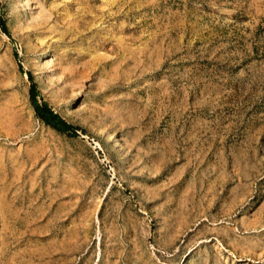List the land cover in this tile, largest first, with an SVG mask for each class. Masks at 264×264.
Returning <instances> with one entry per match:
<instances>
[{
	"label": "rangeland",
	"instance_id": "obj_1",
	"mask_svg": "<svg viewBox=\"0 0 264 264\" xmlns=\"http://www.w3.org/2000/svg\"><path fill=\"white\" fill-rule=\"evenodd\" d=\"M0 16V264H264V0Z\"/></svg>",
	"mask_w": 264,
	"mask_h": 264
},
{
	"label": "trees",
	"instance_id": "obj_2",
	"mask_svg": "<svg viewBox=\"0 0 264 264\" xmlns=\"http://www.w3.org/2000/svg\"><path fill=\"white\" fill-rule=\"evenodd\" d=\"M0 28L3 33L10 37L9 31L5 24L4 19L0 16ZM14 58L17 61L19 71L23 72V67L19 60L18 54L16 51L13 52ZM27 79L29 81V102L33 108L35 116L46 126L52 128L58 133L66 134L68 136H77L79 131L78 127H75L65 121L58 113L54 112L52 108L39 96V91L37 85L33 79L31 72H25Z\"/></svg>",
	"mask_w": 264,
	"mask_h": 264
}]
</instances>
